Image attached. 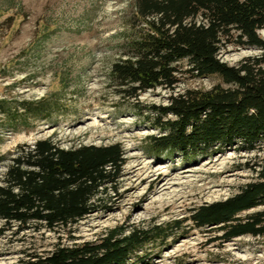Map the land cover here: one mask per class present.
<instances>
[{"label": "rangeland", "instance_id": "obj_1", "mask_svg": "<svg viewBox=\"0 0 264 264\" xmlns=\"http://www.w3.org/2000/svg\"><path fill=\"white\" fill-rule=\"evenodd\" d=\"M131 7V0H0V101L12 117L22 104L43 98L52 108L51 117L19 131L11 129L19 120L0 111V182L17 147L39 139L51 138L64 149L118 144L126 160L116 182L95 198L98 210L70 229L23 228L0 220V264L47 255L59 245L97 242L115 229L127 235L185 219L181 229H167L163 238L144 245L129 264H264V236L213 241L222 233L189 220L193 209L224 201L256 181L264 145L251 151L241 143L218 151L216 145L189 158L153 149L151 138L164 135L155 126L154 107H167L172 96L187 90L232 86L218 75L195 77L186 60L178 65L174 88L120 98L110 72L130 33ZM258 34L264 39V28ZM261 53L231 45L219 59L238 66ZM157 174L164 177L154 188L148 177Z\"/></svg>", "mask_w": 264, "mask_h": 264}, {"label": "trees", "instance_id": "obj_2", "mask_svg": "<svg viewBox=\"0 0 264 264\" xmlns=\"http://www.w3.org/2000/svg\"><path fill=\"white\" fill-rule=\"evenodd\" d=\"M131 3L130 33L110 72L115 94L131 100L160 87L172 89L178 65L186 60L195 77L218 75L232 86L187 90L172 96L167 107H154L159 115L155 126L164 135L151 138L153 149L189 158L216 145V151L239 143L247 151L264 145V39L258 34L264 28V0ZM231 45L262 53L229 66L219 54ZM4 104L0 101L1 113L19 120L11 128L15 131L52 115L48 98L22 104L15 109L17 117ZM124 154L118 144L64 149L51 138L18 146L0 182V220L23 228L70 229L98 210L95 198L119 178ZM257 174L236 195L193 209L189 220L197 228L222 233L213 241L264 236V166ZM185 221L127 235L115 229L97 242L59 245L47 255H30L15 264H129L144 245L163 238L167 229H181Z\"/></svg>", "mask_w": 264, "mask_h": 264}, {"label": "bare ground", "instance_id": "obj_3", "mask_svg": "<svg viewBox=\"0 0 264 264\" xmlns=\"http://www.w3.org/2000/svg\"><path fill=\"white\" fill-rule=\"evenodd\" d=\"M164 175L163 174H157L153 179H150L148 177V181L150 183L151 186H154V188L160 183V181L163 179ZM201 191H205L206 188H201Z\"/></svg>", "mask_w": 264, "mask_h": 264}]
</instances>
